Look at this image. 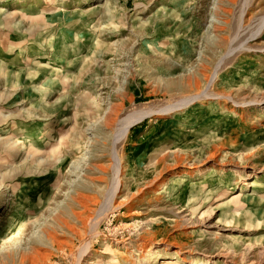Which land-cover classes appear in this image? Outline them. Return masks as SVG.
I'll return each mask as SVG.
<instances>
[{
    "label": "rangeland",
    "instance_id": "obj_1",
    "mask_svg": "<svg viewBox=\"0 0 264 264\" xmlns=\"http://www.w3.org/2000/svg\"><path fill=\"white\" fill-rule=\"evenodd\" d=\"M9 1L0 264H264V0Z\"/></svg>",
    "mask_w": 264,
    "mask_h": 264
},
{
    "label": "bare ground",
    "instance_id": "obj_2",
    "mask_svg": "<svg viewBox=\"0 0 264 264\" xmlns=\"http://www.w3.org/2000/svg\"><path fill=\"white\" fill-rule=\"evenodd\" d=\"M5 1H7V0H5ZM15 1L16 0H10L9 2L14 3ZM76 10H78V9H76ZM263 22H264V17L261 19V24H260L259 30L262 27ZM259 30H257L254 35H256L257 32H259ZM210 81H211V78H210ZM207 95H209V93L207 91V88H205V89H202L201 91H198V93H196V94L189 95L186 99L183 100L184 101L183 103L186 106V105H189L190 103H192L193 101H195V100H197L199 98L205 97ZM119 111H120V107L118 105L110 104V103L107 104L106 108L103 111L104 116H105V125H106V127L108 126V128H110L111 131L112 130L117 131L116 135L118 136V139L121 138V137L126 136L127 133L129 132L131 126H133L135 123H137L140 120H142L143 118H145L150 112V111L148 112V111L141 110V109H138V110L135 109L132 112L128 113L126 116L120 118L119 117ZM114 160H115L114 169H115V181L116 182H115V188H114L113 192H111V194H110V196H111L110 198H112L116 194L117 189H118V185L120 183V181L118 179V175L120 173V167L118 165L117 159H114ZM75 166H77V165H75ZM76 170H78V172L76 174V177L79 178L80 175H84V170H86V169H83V168L80 169L79 168V169H76ZM252 185L253 184L251 182L249 186L252 187ZM78 200L79 201L80 200H84V201L85 200H90V196L81 194V195H79V199ZM19 215L20 214H16L14 216H11L9 214V216L7 217L6 222H3V223H2V220H0L1 225L3 226V228H5L7 231L10 230L12 228L14 222H16L17 220L20 219ZM44 224H45L44 221H39V220H37V221H35L33 223V227L35 228L34 233L36 234V237H38L40 235L44 236L43 235L44 231L41 229ZM34 251H35V249H34ZM36 259H37V257L35 258V255H33V260L30 263H34Z\"/></svg>",
    "mask_w": 264,
    "mask_h": 264
}]
</instances>
